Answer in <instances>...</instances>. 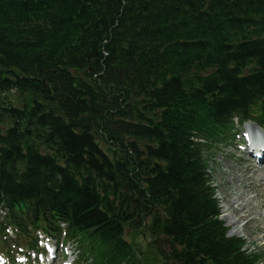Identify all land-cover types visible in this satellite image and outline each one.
I'll list each match as a JSON object with an SVG mask.
<instances>
[{"label": "trees", "instance_id": "obj_1", "mask_svg": "<svg viewBox=\"0 0 264 264\" xmlns=\"http://www.w3.org/2000/svg\"><path fill=\"white\" fill-rule=\"evenodd\" d=\"M235 119L264 128V0H0V207L21 232L66 223L87 264H264L208 173Z\"/></svg>", "mask_w": 264, "mask_h": 264}, {"label": "rangeland", "instance_id": "obj_2", "mask_svg": "<svg viewBox=\"0 0 264 264\" xmlns=\"http://www.w3.org/2000/svg\"><path fill=\"white\" fill-rule=\"evenodd\" d=\"M246 128L247 126L241 128V131L246 132ZM241 138L242 135L238 138L239 142ZM236 148L237 145H232L227 149L221 148L217 152L208 153L210 170L214 176V187L218 190L217 199L220 201L223 220L229 233L245 240L246 247L250 251L260 252L264 256V171ZM224 206H228V209ZM227 215L232 218L231 223L226 219ZM143 232L147 233V230L140 231V236L136 239L139 242L136 244L142 243L143 247H147L150 242L146 236L142 235ZM146 235L148 236V233ZM56 241L58 248L62 242L64 243L63 238ZM66 244H69V248L62 250L63 259L60 256L55 264H81L77 246L73 243ZM26 245L24 244L23 247L26 248ZM15 246L12 247L13 251L19 252L20 250ZM153 250H148L146 257L153 264H162L152 256Z\"/></svg>", "mask_w": 264, "mask_h": 264}, {"label": "bare ground", "instance_id": "obj_3", "mask_svg": "<svg viewBox=\"0 0 264 264\" xmlns=\"http://www.w3.org/2000/svg\"><path fill=\"white\" fill-rule=\"evenodd\" d=\"M249 126V130L251 131V132H259V133H261V134H263L264 135V131H262L258 126H255L254 124H249L248 125ZM256 152H261V154L264 156V151H256ZM224 208H226V209H228V206H224ZM222 219H223V216H222ZM226 219H228V221H229V223H231V221H232V218H230V215H227L226 216ZM239 227H241V226H239ZM240 230V229H239ZM238 230V231H239ZM234 231H236V230H234Z\"/></svg>", "mask_w": 264, "mask_h": 264}]
</instances>
